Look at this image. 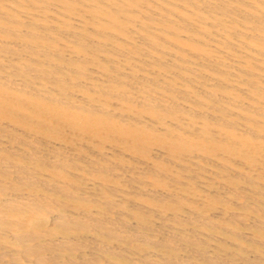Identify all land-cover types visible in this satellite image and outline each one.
<instances>
[{"label": "bare ground", "instance_id": "bare-ground-1", "mask_svg": "<svg viewBox=\"0 0 264 264\" xmlns=\"http://www.w3.org/2000/svg\"><path fill=\"white\" fill-rule=\"evenodd\" d=\"M0 264H264V0H0Z\"/></svg>", "mask_w": 264, "mask_h": 264}]
</instances>
